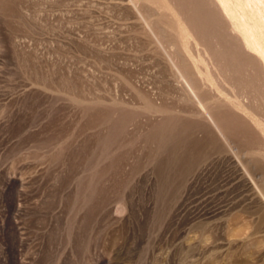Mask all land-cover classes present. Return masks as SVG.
I'll list each match as a JSON object with an SVG mask.
<instances>
[{"label": "rangeland", "instance_id": "obj_1", "mask_svg": "<svg viewBox=\"0 0 264 264\" xmlns=\"http://www.w3.org/2000/svg\"><path fill=\"white\" fill-rule=\"evenodd\" d=\"M122 1L0 0V264H264L234 153L156 75L179 20L264 115L257 71L218 43L205 0ZM223 109L238 158L262 151Z\"/></svg>", "mask_w": 264, "mask_h": 264}, {"label": "bare ground", "instance_id": "obj_2", "mask_svg": "<svg viewBox=\"0 0 264 264\" xmlns=\"http://www.w3.org/2000/svg\"><path fill=\"white\" fill-rule=\"evenodd\" d=\"M188 1H190V0H188ZM205 1L211 5V8L215 12L214 18L216 19V17H217V19H219L221 22V23H219V24H221V26L218 24L220 27L218 29L217 28L216 29H217V34L219 36H222L223 39L220 38L219 39L220 42H218V41L217 42L219 44H221V46L223 48H225L224 50H226L229 53L231 52V54L234 52V50H236L237 53L239 54L238 55L239 58L241 57L240 58L241 62L246 64L248 67H250V69H253V71L254 70L257 71V80L259 81V84H260L259 88L260 89L262 88L263 93H264V0H205ZM134 2H136V1H134ZM138 2H140V1L137 0V3ZM122 3H123V1H122ZM130 5H131V3H130ZM172 5H173V3H172ZM172 5H171V7H172ZM142 6L143 5L141 4V7ZM167 8H168V6H167ZM211 8H210V10H211ZM171 10H169L168 13ZM210 10H209V12H210ZM140 11L141 10L139 9V12ZM160 11H161V9H160ZM200 12H201V10L199 11V13ZM206 12H208V11H206ZM134 13H135V11H134ZM178 13H179V11H178ZM182 13H183V11H182ZM176 14L174 16L171 14L172 18L174 17L175 20L177 17ZM187 14H186V16H187ZM193 14H192V17H193ZM137 15L138 14H136V16ZM205 15H206V13L204 12V16ZM186 16H185V18L188 17V16L187 17ZM190 16H191V14H190ZM199 16H200V18L202 17L201 14ZM143 17H144V15H143ZM192 17H190V18H192ZM206 17H208V16H206ZM170 18H171V16H170ZM141 19H143V18H141ZM206 19H208V18H206ZM217 19H216V21H217ZM179 21H178V25L176 26L179 30V35H178L179 36L178 39L180 40V42L178 41L179 44L178 43L176 44L174 42V44H175L173 46L174 48L173 47L171 49L169 48V50L163 49L164 54H165L164 59H166L167 65L169 66L168 71H163V70L161 71L159 69L158 73L156 75L159 76L162 79V81H164L165 87L168 89V91H170L172 93V95L178 96L179 98L183 99L184 101H186V100L189 101L190 102L188 105L189 113L191 115H194V116L200 118L201 121H203V122L205 121L204 122V124L206 125L205 127L207 128L208 131L215 133V135L217 137V141L220 142L221 146L223 145V147H225L227 149L229 148L230 151L232 153H234L235 161L240 165V169L242 172L241 174L245 178V181H246L245 187L247 188V191L249 190L252 194V198L251 199L249 198V200L253 201V203H255V204H257V206H259V209L261 212L260 222L264 226V148H262L261 149L262 151H259V152H257V151L254 152L253 149H248L247 153H250L253 155H251V157H249L247 160H240L237 156L238 152L236 151L237 152L236 153V152L232 151V148L234 149V147L231 148V145L229 144L227 138L225 137V135L222 131L221 122H218L219 120L217 118V114L220 112L217 111L218 113L215 114L213 112V108H215V107L220 108V109L225 108L223 110H226V111H227V109H229V113L232 112L231 114L233 116L236 115L235 113L241 112L243 114V118L247 119L246 121H248L247 122L248 127L251 130H253L254 133H257L256 135L259 137V139L262 142V144L260 143L261 145L264 144V115L259 114L258 112H256V110L250 109V107L247 104L248 98L250 96L247 97L248 95L246 96L245 93L241 92L239 90L240 87L238 88V90L241 93H238L237 91H235V90H237V88L235 86H233L235 84H233V82H232V84H233L232 85L225 79V75H227V74H225V75L222 74L220 63L218 61V58L214 54V52H216L218 50L210 49V47L208 45L204 44L206 40L204 39L205 41L203 43L202 40H200L201 38L197 37V35L194 32L195 30L193 31V29H194L193 26H192L193 27L192 28L185 21H184V23H179ZM216 21H213V22L215 23ZM143 22H144V20H143ZM147 22H148V20H147ZM213 22H211L212 25H213ZM148 23H146V24H148ZM146 24H144V25H146ZM176 24H177V22H176ZM206 25H207V23H206ZM149 27H147V28H149ZM196 27L198 28L197 25H196ZM200 27H202V25ZM202 28H204V27H202ZM202 28H200L199 31L202 30ZM211 30H212V28H211ZM154 31H155V29H154ZM196 31H197V29H196ZM158 33H156V34H158ZM201 34L202 33H200V36H201ZM203 34L205 36L206 32H204ZM203 34H202V37H203ZM208 34H210V33H208ZM208 34H207V36H208ZM152 35H154V34H152ZM172 35L175 36V34H172ZM212 35H214V34H212ZM174 36L170 37V35H169L170 38H172ZM215 36H217V35H215ZM215 36H213V38H216ZM210 37H211V35L209 36V38ZM155 38H157V36ZM155 38H152V39H155ZM205 38H206V36H205ZM157 39H159V37ZM167 39H168V37H167ZM163 40H166V39L164 38ZM171 40H173V38ZM162 41H161V43H163ZM214 41L215 40H213V43H214ZM156 42L157 41H155V43ZM210 42H212V41H210ZM171 43H173V42L171 41ZM160 45L162 46V44H160ZM155 46H156V44H155ZM157 46H158V44H157ZM213 47H214V45H213ZM218 47H220V46H218ZM158 49H160V48H158ZM213 50H214V52L212 53ZM216 54H217V52H216ZM159 55H160V53H159ZM233 55H234V53H233ZM160 58H162V57H160ZM221 60L223 61L224 59H221ZM232 60L233 59L231 58V61ZM228 62L229 61H227L226 63H228ZM241 62L239 64H237V66L242 65ZM230 63L231 62H229V64ZM233 65L235 66V63H233ZM235 67H233L232 71H235ZM228 72H229V70H228ZM236 72L240 73L237 70H236ZM250 72H252V71H250ZM242 73H241V75H242ZM231 75H233V74H231ZM235 75L236 74H234V77H235ZM247 76H248V78L250 77V75H247ZM231 79H233V78H231ZM237 79H234V80H237ZM240 79L241 78H239V80ZM257 80H256V82H257ZM242 81H245V80H241V82ZM249 81H251V80H249ZM249 81H248V83H249ZM253 83H254V81H253ZM237 84H238V82H237ZM237 84H236V86H237ZM259 84L257 83L255 86H258ZM240 86L242 87V85H240ZM249 86L250 85H248L247 87H249ZM242 88H240V89H242ZM250 88H252V86ZM250 88H248L249 92L250 91H252V92L256 91V90H252V89L250 90ZM249 92H248V94H249ZM263 93H260V91L258 90V95L263 94ZM255 94L256 93H254V96H255ZM261 96H263V95H261ZM261 99H263V97H261ZM255 100H258V99L256 98ZM261 107H258V108L261 109ZM226 113H228V112H226ZM224 116L226 117V115H224ZM221 117L222 116H220V118ZM228 120H230V119H228ZM254 155H256V156H254ZM241 194H239V195H241Z\"/></svg>", "mask_w": 264, "mask_h": 264}]
</instances>
